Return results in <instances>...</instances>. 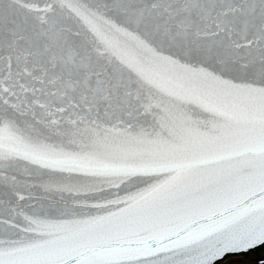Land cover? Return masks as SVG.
I'll return each instance as SVG.
<instances>
[{"label": "snow or ice", "instance_id": "snow-or-ice-1", "mask_svg": "<svg viewBox=\"0 0 264 264\" xmlns=\"http://www.w3.org/2000/svg\"><path fill=\"white\" fill-rule=\"evenodd\" d=\"M262 244L264 0H0V264Z\"/></svg>", "mask_w": 264, "mask_h": 264}, {"label": "water", "instance_id": "water-1", "mask_svg": "<svg viewBox=\"0 0 264 264\" xmlns=\"http://www.w3.org/2000/svg\"><path fill=\"white\" fill-rule=\"evenodd\" d=\"M261 253H264V244L254 248V249H251L249 252H246V253H241L239 255H243L244 257H255ZM228 256H234V255H228ZM228 256H225L222 260H218L216 261V264H219L221 261H223L224 259H226Z\"/></svg>", "mask_w": 264, "mask_h": 264}, {"label": "rangeland", "instance_id": "rangeland-1", "mask_svg": "<svg viewBox=\"0 0 264 264\" xmlns=\"http://www.w3.org/2000/svg\"><path fill=\"white\" fill-rule=\"evenodd\" d=\"M264 260V256L256 258L254 261H247L243 259H232L224 264H259V261Z\"/></svg>", "mask_w": 264, "mask_h": 264}]
</instances>
